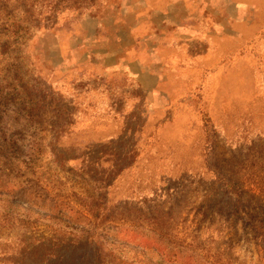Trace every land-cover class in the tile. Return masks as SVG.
<instances>
[{"label": "rangeland", "instance_id": "rangeland-1", "mask_svg": "<svg viewBox=\"0 0 264 264\" xmlns=\"http://www.w3.org/2000/svg\"><path fill=\"white\" fill-rule=\"evenodd\" d=\"M0 264H264V0H0Z\"/></svg>", "mask_w": 264, "mask_h": 264}]
</instances>
